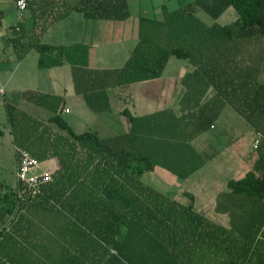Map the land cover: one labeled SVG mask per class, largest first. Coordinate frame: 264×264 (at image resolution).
<instances>
[{
	"label": "trees",
	"instance_id": "trees-1",
	"mask_svg": "<svg viewBox=\"0 0 264 264\" xmlns=\"http://www.w3.org/2000/svg\"><path fill=\"white\" fill-rule=\"evenodd\" d=\"M229 7L238 19L228 25H205L196 16L203 11L215 20ZM161 10L162 20L139 16L137 43L114 69L90 68L87 45H55L41 37L71 11L88 20L125 21L126 0H28L32 27L39 32H29L26 16L4 30L17 60L34 50L39 69L67 63L74 93L94 114L110 110L108 90L158 79L171 57L194 69L183 80L181 115L163 109L134 116L125 109L128 130L115 136L75 133L61 116L59 96L35 90L15 96L48 111L45 121L7 100L17 159L22 150L39 163L56 159L59 168L34 196L20 181L16 188L0 183V239L13 212L61 210L115 250H107L99 264H264V83L258 80L264 69V0H194ZM2 18L0 9V33ZM226 105L261 136L250 168L229 180V191L218 197L216 211L228 214L230 228L198 214L191 195L182 203L141 180L156 168L178 179L201 168L207 157L192 141Z\"/></svg>",
	"mask_w": 264,
	"mask_h": 264
},
{
	"label": "crops",
	"instance_id": "crops-1",
	"mask_svg": "<svg viewBox=\"0 0 264 264\" xmlns=\"http://www.w3.org/2000/svg\"><path fill=\"white\" fill-rule=\"evenodd\" d=\"M229 8L221 13L220 16L226 13ZM155 11L162 12L161 8H155ZM139 16L141 15H136L135 18H132V14L130 13L129 18L125 21H113L122 23L121 25H123V27L121 30L125 34L118 39L108 41L109 45H105L101 40V37L96 35L95 32L91 33L89 31L91 26L98 28V24L95 23L102 20L85 19L81 13L76 11H71L64 19L50 24L44 34H46L53 25L65 22L68 27L66 36H69V41H59L58 43L50 44L87 45L89 47L88 65L90 68L114 69L119 68L124 64L137 43ZM2 26V32H4L8 26L12 25H5L2 18ZM103 48L107 50V55L102 52L101 49ZM2 50L0 51V62H7L9 64L16 63V68H13V73L15 69L17 70V67L19 69V67L23 65L27 56L31 52L30 51L19 61L16 59L12 51L7 52L6 47H3ZM115 51H119V54H116ZM115 60L118 61L114 63V65L112 62ZM169 62L170 59L165 66L161 77L158 79L134 83L125 88L108 90L107 94L110 110L102 114H107L109 118H111V115L114 116V114L122 116L121 112L126 109L134 116H141L163 109H171L176 115H181V99L187 91V85L183 80L185 75L191 73L194 68L188 61H186L188 63L187 66H181V69H179L174 77L165 76ZM5 69L6 67L4 65L0 66V74H3ZM40 70L48 71L45 82H47L46 84L49 86L48 88H52L51 91H45L41 88L28 90H35L61 97L63 100L61 104L63 110L62 113L65 114L71 112L70 106L73 108L76 104L80 105V103L86 105L83 98V102H81L78 98L73 96L76 94L73 90L70 66L67 63H64L59 67ZM68 75L70 78V94L67 96L63 93L67 89L63 88L62 83L63 78L65 76L68 78ZM10 81L11 79L9 77L8 82ZM170 81H172L171 84ZM134 87H140L141 92L144 94L141 98L135 97L133 92V89H135ZM0 89L2 90L0 95L4 96L6 91L1 83ZM24 90L27 89L18 91L15 96ZM210 94L211 92L208 93L207 96ZM78 96L81 97L80 95H76V97ZM228 109H231L232 112ZM64 110H68V112H65ZM232 113H235L234 110L229 105H226L213 123L212 127L192 141L195 150L206 155L207 161L205 164L188 178L176 180L175 184L177 185V189L173 193L163 192L182 203H186L189 200L188 195H185L186 193L191 195L193 199V208L198 214L205 216L225 228H230V219L228 214L216 211L218 197L220 194L229 191L227 187L229 180L242 178L248 170H246L248 158L246 153L249 146L245 143L244 150L242 151L243 153H241L239 147H236L235 149L232 148L233 142L231 139L239 140L240 137L244 138V132L247 139V135L250 133L252 134L253 132L248 130L247 126L249 125L247 124L244 128L242 123L238 121ZM50 115L51 114L49 113V116ZM49 116H47L46 119ZM75 119L77 118L66 121L74 132L75 129L73 124L79 123V121H75ZM108 120L109 119H106L107 122L104 125L105 128L101 127L100 129L105 135H99L100 137L115 136L128 130V124L125 119V124L123 125L121 133H110L111 130L109 128H111L112 125L109 124ZM230 136H232L231 139ZM228 137L230 140L227 143H223L222 139H228ZM256 141L257 147L254 148ZM260 141L261 136L253 132L251 148L252 150H255L256 153L261 144ZM227 148L230 152L226 151ZM248 163L251 165V161L248 160ZM58 168L59 165L56 159H50L40 163V170L50 174L55 172ZM157 169L161 168H156L155 171ZM148 174L149 173L143 174L141 178L145 184H147L144 181L146 177L145 175ZM4 227L5 229L0 239L2 258L0 264H99L100 259L103 260V258L106 257L107 250L111 253H115V250L109 245L107 246L106 242L95 234L93 229L76 221L75 217L70 212L42 209L13 212L8 217V221L5 222ZM118 239H120V237Z\"/></svg>",
	"mask_w": 264,
	"mask_h": 264
},
{
	"label": "rangeland",
	"instance_id": "rangeland-1",
	"mask_svg": "<svg viewBox=\"0 0 264 264\" xmlns=\"http://www.w3.org/2000/svg\"><path fill=\"white\" fill-rule=\"evenodd\" d=\"M62 0H55L56 3L60 4ZM75 1V0H71ZM128 3L129 11L132 14V18H135L136 15H142L149 17L151 19L155 20H162L163 14L162 12H156L155 8H161L162 5H164L167 10H175L179 8L180 6L193 2L194 0H126ZM59 6V5H58ZM0 9L3 13V23L5 25H13L16 23V15L14 10V0H0ZM56 11V10H55ZM196 16L205 24V25H211L214 22L219 23L220 25H228L238 19V15L234 8L230 7L229 10L224 13L222 16H220L217 20L212 19L209 17L205 12L199 11ZM24 22L26 23L28 30L30 33H38L39 28L32 27V19H31V13L28 11L26 13V18L24 19ZM95 24H98V28H94V26L90 27V32H95L96 35H99L101 37V40L105 43V45H109L108 41H113L114 39L120 38L124 32H122L121 28L123 25L122 23H117L113 21H98ZM10 27V26H8ZM7 27V28H8ZM97 27V26H96ZM94 28V29H93ZM68 27L66 26L65 22H60L56 25H53L49 29V31L44 34L41 38V41L44 43H58L59 41L67 42L69 41V36H66V31ZM7 29H5L6 32ZM4 32L0 33V51L3 47H6L7 52L12 51V47L8 45L6 42H4L3 37L6 35H2ZM104 49V48H103ZM102 50L104 54H108L107 50ZM3 51V50H2ZM116 54H119V51H115ZM38 53L36 51H31L30 54L27 56L26 60L24 61L23 65L21 67H17V70H14L13 68H16V63H7V62H0V66H5L6 69L4 70L3 74H0V83L5 87V95H0V183L4 184L7 187L10 188H16L18 179L16 177V172L18 169L19 159H17L15 154V147L12 142V137L9 131V127L7 125V117H6V111H5V102L9 100L11 103H15L18 105L19 108L22 110L28 112L29 114L33 115L35 118H38L40 120L45 121L46 117L49 116V113L41 109L31 103H28L22 99H18L15 97L16 93L18 91H21L23 89H33V88H41L45 91H51L52 88H48L49 86L46 84L45 80L47 79L48 74L47 70H40L37 68L36 60H37ZM118 60H115L112 62L113 64L116 63ZM108 63V62H105ZM187 62L181 59H178L176 57H171L169 65L167 67V73L165 76H171L174 77L179 69H181V66H187ZM10 65V66H9ZM94 65V64H93ZM115 65V64H114ZM117 65V64H116ZM11 79L10 82H8V79ZM66 78V80H65ZM260 82L264 83V69L262 70V73L259 76L258 79ZM166 81V80H165ZM172 81H170L171 84ZM62 86L65 90L63 93L68 96L70 94V78L68 75L63 78ZM133 92L135 94V97L141 98L142 95H144L141 92L140 87H134ZM81 102L82 97H76ZM68 101V100H66ZM84 103H80V105H75L73 108H71V112L69 114L62 113L61 116L65 121H70L73 118L79 121L78 124H73V127L75 129L76 133H83V132H97L98 135L103 136V132L100 130L101 127H104L105 123L107 122L106 119H109L108 122L111 126L109 128L111 130L110 133H121L123 129V125L125 124L124 117L114 114L111 115V118L107 114H94L92 113L86 105H83ZM230 112L231 109H228ZM228 111V112H229ZM235 118L242 123V125L247 126L246 123L236 114L232 113ZM45 119V120H44ZM55 128L54 126H52ZM105 128V127H104ZM248 130L253 131L250 129L249 126H247ZM245 130V129H244ZM254 132V131H253ZM252 132V134H253ZM255 133V132H254ZM252 134L250 133L247 135L244 132V138H241L239 140L237 139H231L232 136H230L231 141L233 142L232 148L235 149L236 147H239V151L243 153L245 143L249 146L246 155L247 157V169L250 168V163H248V160L252 162L253 157L256 156V151L252 150L251 148V142H252ZM109 135V134H108ZM228 139H222L223 143H227ZM226 151L230 150L227 148ZM245 170V171H246ZM144 181L147 183V185L153 187L154 189L165 192V193H173L177 189V185L175 184L176 180H179L178 178L174 177L169 172L157 169L156 171H153L152 173H149L148 175H145ZM188 202V201H187Z\"/></svg>",
	"mask_w": 264,
	"mask_h": 264
},
{
	"label": "built area",
	"instance_id": "built-area-1",
	"mask_svg": "<svg viewBox=\"0 0 264 264\" xmlns=\"http://www.w3.org/2000/svg\"><path fill=\"white\" fill-rule=\"evenodd\" d=\"M28 0H14V10L16 21L23 20L27 13ZM0 93L2 90L0 89ZM68 112V110H64ZM257 147V141L254 148ZM19 164L16 172V177L20 181L25 190L31 195L40 193L39 187L43 182L51 180V174L40 170V163L32 158L27 152L19 150Z\"/></svg>",
	"mask_w": 264,
	"mask_h": 264
}]
</instances>
